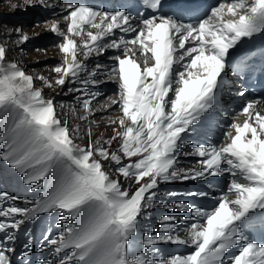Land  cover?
<instances>
[{
  "label": "rangeland",
  "instance_id": "obj_1",
  "mask_svg": "<svg viewBox=\"0 0 264 264\" xmlns=\"http://www.w3.org/2000/svg\"><path fill=\"white\" fill-rule=\"evenodd\" d=\"M25 6H29L28 4H23L21 3V1L16 0L15 2H13L12 0H0V14H11V15H15L17 14V12H19V10H24L23 8ZM23 7V8H22ZM26 10V9H25ZM18 23L14 24L12 27H10L7 23H3L0 22V43H2L3 40V36L4 35H8V31H11V34L14 35V31H16V33H18ZM25 30L29 31V32H35L37 38H40V36L44 33H46V30L42 27V25H40L38 27L34 26L31 28L28 27H24ZM21 32L23 33L24 30H21ZM25 36H28L29 34H24ZM59 46V45H58ZM36 46H32L31 49H29L27 51V61H25V63L27 65L22 66V64H18L19 67H23L24 69V73H26L28 70V67H35L37 69L41 68V65H47L50 64V62L52 61V59L56 58L54 57L55 52L53 49H48L47 50H35L32 51V49H34ZM8 55L10 57L9 54H7L5 52L4 56ZM80 56V55H79ZM12 59V57H10ZM52 58V59H51ZM42 72H45V70H42ZM20 74V71L17 73L16 76H14L13 80L10 82V84H18L19 89H23L24 87L28 86V77L26 75H22V76H18ZM9 81H10V77H9ZM60 90V89H58ZM47 96L50 95H54L56 94L54 91H48ZM61 95V94H60ZM70 106V105H69ZM54 111L56 109H53ZM62 110V107H60V111ZM51 116V115H50ZM59 115H56V117H58ZM107 116H109V114L107 113ZM104 116L102 114H99L98 117L94 118L95 121L97 120H101V124L100 127L92 130L93 135H94V139L92 140L91 144L89 142V139L86 138L84 136V129H82V126L80 127H74L75 121L74 118L72 120V118L70 116H63V114L61 113V123H65L68 127H69V131L68 133L65 135L64 137V141L65 143L70 146L72 144V147H79L80 149L82 148L83 150L85 149L86 151H82L79 154V158H83L86 160L87 163L93 165V166H98L99 162H101L102 160H106L107 161V156L108 153L111 151V146L107 145V143H101L102 141H104L105 136H103L104 134H106L105 132L108 130L105 126V122L102 121L104 120L103 118ZM61 138V137H60ZM63 138V137H62ZM61 138V139H62ZM101 139L100 142H98ZM103 169H106L103 174L102 177H104L106 179V183L109 187L111 188H120V183H125V181H120L118 182L114 176L111 175L110 173V169H108L107 167L102 166ZM116 183L117 186H115L114 184ZM134 188V186H133Z\"/></svg>",
  "mask_w": 264,
  "mask_h": 264
},
{
  "label": "bare ground",
  "instance_id": "obj_2",
  "mask_svg": "<svg viewBox=\"0 0 264 264\" xmlns=\"http://www.w3.org/2000/svg\"><path fill=\"white\" fill-rule=\"evenodd\" d=\"M67 9H69V10H71L72 9V7H67ZM49 24V23H48ZM66 36H68V37H72L71 35H70V29L69 28H66ZM53 33H56V31L54 30L53 31ZM73 38H75V39H77L76 37H73ZM65 41V39L64 40H62L58 45L60 46V45H62V43ZM77 45H78V49H79V47H80V43H79V41L77 42ZM131 46L130 45H127L126 46V49H129ZM62 53H64V52H62ZM61 53V54H62ZM104 103H107L108 105H111L112 103H111V101H106V102H104ZM112 107V106H111ZM108 114H109V116H111L113 119H117V113H116V111H115V109L114 108H110V109H108ZM43 114H42V117H41V119L40 118H38L39 119V121L40 122H46V121H49V118H50V115H51V112H50V108H47V109H45L43 112H42Z\"/></svg>",
  "mask_w": 264,
  "mask_h": 264
}]
</instances>
